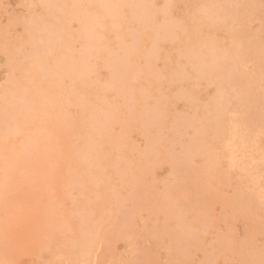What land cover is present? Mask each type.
I'll return each mask as SVG.
<instances>
[{"label": "rangeland", "instance_id": "rangeland-1", "mask_svg": "<svg viewBox=\"0 0 264 264\" xmlns=\"http://www.w3.org/2000/svg\"><path fill=\"white\" fill-rule=\"evenodd\" d=\"M263 40L264 0H0V264H264Z\"/></svg>", "mask_w": 264, "mask_h": 264}, {"label": "bare ground", "instance_id": "bare-ground-1", "mask_svg": "<svg viewBox=\"0 0 264 264\" xmlns=\"http://www.w3.org/2000/svg\"><path fill=\"white\" fill-rule=\"evenodd\" d=\"M259 1H260V0H259ZM30 4H31V3H30ZM201 5H202V4H201ZM68 6H69V5H68ZM1 7H2V6H1ZM195 8H196V7H195ZM247 9H248V8H247ZM51 10H52V9H51ZM194 10H195V9H194ZM30 11H31V9H30ZM32 11H33V10H32ZM28 12H29V11H28ZM189 13H190V12H189ZM226 14H227V13H226ZM198 16H199V14H198ZM136 17H137V16H136ZM66 20H67V19H66ZM196 20H197V18H196ZM260 21H261V20H260ZM63 23H64V22H63ZM249 23H250V22H249ZM40 27H41V26H40ZM218 27H219V26H218ZM32 28H33V26H32ZM32 28H31V29H32ZM66 28H68V27H66ZM66 28H65V29H66ZM90 28H91V26H90ZM65 29H62V30H65ZM30 31H31V30H30ZM30 31H29V32H30ZM258 31H259V30H258ZM67 32H68V31H67ZM259 32H260V31H259ZM185 33H186V32H185ZM11 34H12V33H11ZM50 34H51V33H50ZM65 34H66V33H65ZM195 34H196V33H195ZM195 34H194V36H195ZM116 35H117V33H116ZM254 35H255V34H254ZM259 35H260V34H259ZM262 36H263V35H262ZM34 37H35V36H34ZM42 37H43V36H42ZM69 37H70V36H69ZM54 38H55V37H54ZM20 39H21V38H20ZM43 39H44V38H43ZM48 39H50V37H49ZM63 40H64V37H63ZM63 40H62V41H63ZM199 40H200V39H199ZM230 40H231V39H230ZM70 41H71V40H70ZM72 41H73V40H72ZM263 41H264V40H263ZM263 41H262V43H264ZM47 42H48V43H47ZM54 42H56V41H54ZM68 42H69V41H68ZM202 42H203V41H202ZM46 43H47V45H51V44H50V40L46 41ZM51 43H52V42H51ZM61 43H62V42H61ZM61 43L58 44V46H56V47H59V46L61 45ZM151 43H152V42H151ZM199 43H200V41H199ZM232 43H233V41H232ZM14 44H15V43H14ZM53 44H54V43H53ZM53 44H52V45H53ZM65 44H66V42H65ZM69 44H70V43H69ZM210 44H211V43H210ZM234 44H235V43H234ZM237 44L240 45V42L237 43ZM6 45H7V44H6ZM31 45H32V44H31ZM38 45H39V44H38ZM100 45H101V44H100ZM214 45H215V44H214ZM262 45H263V44H262ZM54 46H55V44H54ZM67 46H68V45H67ZM233 46H234V45H232V47H233ZM47 47H48V46H47ZM65 47H66V45H65ZM65 47H64V48H65ZM202 47H203V46H202ZM235 47H236V46H235ZM239 47H240V46H239ZM50 48H51V47H50ZM52 48H53V47H52ZM66 48H67V47H66ZM48 49H49V48H48ZM62 49H63V48H62ZM215 49H216V48H215ZM240 49H241V48H240ZM240 49H239V50H240ZM15 50H16V49H15ZM46 50H47V49H46ZM51 50L53 51V49H51ZM56 50H57V49H56ZM69 50H70V49H69ZM44 51H45V50H44ZM49 51H50V49H49ZM52 51H51V52H52ZM60 51H61V50H60ZM36 52H37V51H36ZM53 52H56V51H53ZM70 52H71V51H70ZM98 52H99V51H98ZM224 52H225V51H224ZM14 53H15V52H14ZM43 53H44V52H43ZM49 53H50V52H49ZM49 53H48V54H49ZM62 53H63V51H62ZM226 53H227V52H226ZM41 54H42V53H41ZM50 54H51V53H50ZM52 54H53V53H52ZM55 54H56V53H55ZM55 54H54V55H55ZM68 54H69V53H68ZM42 55H43V54H42ZM42 55H41V56H42ZM72 55H73V54H72ZM222 55H223V54H222ZM224 55H225V54H224ZM10 56H12V55H10ZM44 56L47 57V55H44ZM50 56H51V55H50ZM68 56H70V54H69ZM220 56H221V55H220ZM220 56H219V57H220ZM33 57H34V56H33ZM52 57H53V56H52ZM223 57H224V56H223ZM35 58H36V57H35ZM48 58H49V57H48ZM236 58H237V56H236ZM44 59H45V58H43V60H44ZM46 59H47V58H46ZM54 59H55V58H54ZM58 59H59V58H58ZM58 59H57V60H58ZM216 59H217V55H216ZM219 59H221V58H219ZM237 59H238V58H237ZM10 60H12V59H10ZM33 60H35V59L33 58ZM33 60H32V61H33ZM52 60H53V59H52ZM45 61H46V60H45ZM54 61H56V60H54ZM35 62H36V61H35ZM35 62H34V63H35ZM214 62H216V60H215ZM22 63H23V62H22ZM42 63H43V62H42ZM48 63H49V62H48ZM56 63H57V62H56ZM188 63H190V62H188ZM205 63H206V62H205ZM54 64H55V62H54ZM46 65H47V64H46ZM46 65H45V66H46ZM56 65H57V64H56ZM58 65H59V64H58ZM10 68H11V67H10ZM55 68H56V67H55ZM57 68H58V67H57ZM243 68H244V67H243ZM46 69H47V68H46ZM245 69H247V68H245ZM57 70H59V69H57ZM29 71H31V70H29ZM48 71L50 72V70H48ZM53 71L55 72V70H53ZM51 72H52V71H51ZM59 72H60V71H59ZM56 73H57V72H56ZM49 74H51V73H49ZM52 74H53V73H52ZM58 74H59V77H61V76H60V73H58ZM35 75H36V74H35ZM35 75H34V77H35ZM214 75H215V74H214ZM63 76H64V74H63ZM63 76H62V77H63ZM56 77H57V74H56ZM62 77H61V78H62ZM214 77H215V76H214ZM49 78H50V77H49ZM215 78H216V77H215ZM215 78H214V80H215ZM55 79H56V78H55ZM58 79H59V78H58ZM65 79H66V78H65ZM69 79H70V78H69ZM177 79H178V78H177ZM196 79H197V77H196ZM34 80H35V79H34ZM39 80H40V79H39ZM48 80H49V79H48ZM53 80H54V79H53ZM56 81H57V80H56ZM59 81H60V80H59ZM45 82H46V81H45ZM49 82H50V80H49ZM49 82L47 81L48 84H49ZM60 82H61V81H60ZM60 82H59V85H60ZM192 82H193V81H192ZM47 83H46V86H47ZM56 83H57V82H56ZM193 83H194V82H193ZM33 84H34V83H33ZM61 84H63V83H61ZM204 84H205V83H204ZM54 85H55V82H54ZM57 86H58V85H57ZM0 87H1V86H0ZM47 87H48V86H47ZM49 87H50V86H49ZM51 87H52V86H51ZM55 87H56V86H55ZM219 87H220V86H219ZM41 88H42V87H41ZM204 88H205V87H204ZM47 89H49V88H47ZM53 89H54V88H52V90H53ZM56 89H57V88H56ZM59 89H61V88L58 87V90H59ZM64 89H65V88H64ZM200 89H201V88H200ZM43 90H44V88H43ZM54 90H55V89H54ZM58 90H57V91H58ZM229 90H230V89H229ZM260 90H261V89H260ZM38 91H39V90H38ZM45 91H46V89H45ZM197 91H198V90H197ZM215 91H216V90H215ZM224 91H225V90H224ZM31 92H32V91H31ZM33 92H34V90H33ZM52 92H53V91H52ZM64 92H65V91H64ZM66 92H69V91H66ZM66 92H65V93H66ZM218 92H219V91H218ZM229 92H230V91H229ZM43 93H44V91H43ZM55 93H56V95H57V92H55ZM62 93H63V92H62ZM62 93H61V94H62ZM46 94H47V93H46ZM49 94H50V93H49ZM36 95H37V94H36ZM51 95H52V94H51ZM56 95H55V96H56ZM216 95H217V94H216ZM228 95H229V94H228ZM47 96H48V95H47ZM47 96H46V97H47ZM62 97H63V96H62ZM217 97H218V96H217ZM47 98H48V97H47ZM19 99H20V98H19ZM61 99H62V98H61ZM69 99H70V98H69ZM217 99H218V98H217ZM12 100H13V102L15 101L14 99H12ZM23 100H24V99H23ZM190 100H191V99H190ZM19 101H20V100H19ZM53 101H54V99H53ZM56 101H57V100H56ZM212 101H213V100H212ZM226 101H227V100H226ZM59 102H60V101H59ZM213 102H214V101H213ZM45 103H46V102H45ZM214 103H215V102H214ZM8 104H9V103H8ZM14 104H15V103H14ZM14 104H13V105H14ZM49 104H50V103H49ZM65 104H66V103H65ZM74 104H75V103H74ZM55 105H57V104H55ZM217 105H218V104H217ZM6 106H7V105H6ZM35 106H36V105H35ZM42 106H43V105H42ZM50 106H51V105H50ZM62 106H63V105H62ZM209 106H210V105H209ZM11 107H12V106H11ZM15 107H16V104H15ZM21 107H22V106H21ZM47 107H48V106H47ZM56 107H57V106H56ZM211 107H213V105H212ZM216 107H217V106H216ZM13 108H14V107H13ZM16 108H17V107H16ZM16 108H14V109H16ZM33 108H34V107H33ZM52 108H53V107H52ZM208 108H210V107H208ZM37 109H38V108H37ZM37 109H36V110H37ZM50 110H51V109H50ZM12 111H13V110H12ZM58 111H59V110H58ZM68 111H69V110H68ZM38 112H39V111H38ZM210 112H211V111H210ZM219 112H220V111H219ZM53 113H54V112H53ZM57 114H58V113H57ZM230 114H232V113H230ZM15 115H16V114H15ZM50 115H51V114H50ZM54 115H55V114H54ZM9 116H10V115H9ZM18 116H19V115H18ZM214 116H215V115H214ZM233 116H236V115H233ZM60 117H61V116H60ZM194 117H195V116H194ZM194 117H193V118H194ZM208 117H209V116H208ZM24 118H25V116H24ZM54 118H56V117H54ZM78 118H79V117H78ZM212 118H213V117H212ZM234 118H235V117H234ZM15 119H16V118H15ZM34 119H35V118H34ZM231 119H232V118H231ZM263 119H264V118H263ZM24 122H25V121H24ZM37 122H38V121H37ZM56 122H57V121H56ZM229 122H230V121H229ZM78 123H79V122H78ZM233 124H234V123H233ZM48 125H49V123H48ZM19 126H20V125H19ZM55 126H56V125H55ZM59 126H60V125H59ZM16 127H18V126H16ZM45 127H46V126H45ZM72 128H73V127H72ZM231 128H232V127H231ZM236 128H237V127H236ZM239 128H240V127H239ZM17 129H18V128H16L14 131H16ZM28 129H29V128H28ZM50 129H51V127H50ZM247 130H248V129H247ZM17 131H19V130H17ZM234 131H235V130H234ZM236 131H237V129H236ZM243 131H244V130H243ZM245 131H246V130H245ZM230 132H231V131L229 130V133H230ZM79 133H80V132H79ZM194 133H195V132H194ZM198 133H199V132H198ZM234 133H235V132H234ZM234 133H233V131H232V134H234ZM236 133H237V132H236ZM247 133H248V132H247ZM1 134H2V133H1ZM232 134H231V137H232ZM235 135L237 136L238 134H235ZM240 135H241V134H240ZM240 135H239V136H240ZM233 136H234V135H233ZM245 136H247V135H245ZM191 137H192V136H191ZM237 137H238V136H237ZM237 137H236V138H237ZM241 137H242V136H241ZM241 137H240V138H241ZM232 138H233V137H232ZM236 138H235V140H236ZM240 138H239V139H240ZM243 138H244V137H243ZM243 138H242V139H243ZM28 139H29V138H28ZM60 139H61V138H60ZM63 139H65V138H63ZM242 139H240V140H242ZM32 140H33V139H32ZM228 140H229V139H228ZM33 141H34V140H33ZM63 141H64V140H63ZM69 141H70V140H69ZM244 141H245V140H244ZM34 142H35V141H34ZM36 142H37V141H36ZM231 142H233V141H231ZM231 142H228V143L230 144ZM71 143H72V142H71ZM234 143H235V142H234ZM38 144H39V143H38ZM242 144H243V143H242ZM245 144H246V142H245ZM23 146H24V144H23ZM241 146H242V145H241ZM243 146H244V145H243ZM248 146H249V145H248ZM254 146H255V145H254ZM263 146H264V145H263ZM32 147H33V146H32ZM235 147H236V145H235ZM235 147L232 146V149L234 148L233 150H235ZM237 147H238V146H237ZM244 147H245V146H244ZM24 148H26V146H24ZM241 148H242V147H241ZM253 148H255V147H252V149H253ZM239 149H240V148H239ZM242 149H244V148H242ZM256 149H257V148H256ZM32 150H34V149L32 148ZM240 151H241V150H240ZM238 152H239V151H238ZM248 152H249V151H248ZM28 153H29V152H28ZM197 153H198V152H197ZM242 153H243V151H242ZM246 153H247V152H246ZM246 153L244 152V154H246ZM251 153H252V151L250 152V154H251ZM244 154H242V155L244 156ZM250 154H249V155H250ZM242 155H241V156H242ZM247 155H248V154H247ZM263 155H264V154H263ZM243 156H242V157H243ZM32 157H33V156H32ZM66 157H67V156H66ZM230 157H231V156H230ZM249 157L251 158V156H249ZM252 157H253V156H252ZM262 157H263V156H262ZM244 158H245V156H244ZM257 158H258V157H257ZM259 158H260V157H259ZM64 159H65V158H64ZM235 159H236V158H235ZM248 159H249V158H248ZM236 160H237V159H236ZM236 160H235V161H236ZM239 160H241V158H240ZM242 160H243V158H242ZM255 160H257V159H255ZM31 161H32V160H31ZM230 161H231V159H230ZM232 161H233V159H232ZM235 161H234V162H235ZM244 162H245V161H244ZM247 162H248V161H247ZM252 162H253V161H252ZM61 163H62V161H61ZM255 163H256V162H255ZM41 164H42V163H41ZM238 164H239V163H238ZM248 164H249V163H248ZM256 164H258V163H256ZM256 164H255V166H254L255 169H256ZM241 165H242V163H241ZM244 166H245V165H244ZM247 166H248V165H247ZM241 167H242V166H241ZM241 167H238V168L240 169ZM248 167H249V166H248ZM243 169H244V168H243ZM245 169H246V168H245ZM246 170H247V169H246ZM256 170H257V169H256ZM256 170H255V172H256ZM239 171H240V170H239ZM244 171H245V170H244ZM248 171H249V170H248ZM65 172H66V171H65ZM242 172H243V171H242ZM255 172H254V173H255ZM31 173H32V172H31ZM247 173H248V172H247ZM33 174H34V172H33ZM249 174H250V173H249ZM56 175H57V174H56ZM250 175H252V174H250ZM253 175H254V174H253ZM253 175H252V176H253ZM32 176H33V175H32ZM255 176H256V175H255ZM255 176H254V177H255ZM55 178H56V177H55ZM251 178H252V177H251ZM251 178H250V180H251ZM253 179H255V178H253ZM253 179H252V180H253ZM256 179H257V177H256ZM43 180H44V179H43ZM258 180H259V179H258ZM258 180H257V181H258ZM260 180H261V179H260ZM263 180H264V179H263ZM47 181H48V179H47ZM52 182H53V181H52ZM50 183H51V182H50ZM255 183H256V181H255ZM252 184H253V183H252ZM258 184H259V183H258ZM255 185H256V184H255ZM19 186H20V185H19ZM63 186H64V185H63ZM16 187H17V186H16ZM254 187H255V186H254ZM17 188H18V187H17ZM256 188H257V187H256ZM256 188H255V189H256ZM258 189H259V188H258ZM12 190H13V189H12ZM18 190H19V189H18ZM52 190H53V189H52ZM52 190H51V191H52ZM256 190H257V189H256ZM261 190H262V189H261ZM263 190H264V189H263ZM57 191H58V190H57ZM12 192H13V191H12ZM52 192H53V191H52ZM14 193H15V192H13V194H14ZM258 194H259V193H258ZM263 197H264V196H263ZM64 198H65V197H64ZM102 198H103V197H101V199H102ZM55 201H56V200H55ZM61 201H62V200H61ZM5 206H6V205H5ZM64 206H65V205H64ZM63 211H65V210H63ZM69 211H70V209H69ZM240 217H241V216H240ZM62 219H63V218H62ZM73 219H74V218H73ZM80 220H81V219H80ZM71 224H72V223H71ZM255 226H256V225H255ZM62 227H63V226H62ZM64 227H65V224H64ZM73 227H74V226H73ZM77 227H78V226H77ZM68 229L70 230V229H71V226H70V228H68ZM73 229H75V228H73ZM76 229H77V228H76ZM76 229H75L74 231H76ZM69 232H70V231H69ZM69 232H68V233H69ZM49 233H50V232H49ZM49 233H48V234H49ZM65 234H66V233H65ZM57 235H59V234H57ZM66 235H67V234H66ZM61 236H62V235H61ZM74 236H76V235L74 234ZM48 237H49V236H48ZM71 237H72V236H71ZM45 238H46V237H45ZM60 238H61V237H60ZM53 239H54V238H53ZM73 240H74V239H73ZM55 242H56V240H55ZM59 242H60V239H59ZM6 243H7V242H6ZM46 243H47V242H46ZM96 244H97V243H96ZM74 245H75V244H74ZM53 246H54V245H53ZM37 247H38V246H37ZM95 247H96V246H95ZM51 248H53V247H51ZM68 249H70V248H68ZM94 253H95V252H94ZM81 254H82V253H81ZM87 255H88V254H87ZM70 257H71V256H70ZM67 258H68V257H67ZM0 261H1V260H0ZM75 261H76V260H75Z\"/></svg>", "mask_w": 264, "mask_h": 264}]
</instances>
